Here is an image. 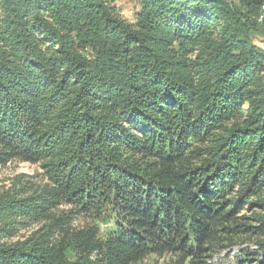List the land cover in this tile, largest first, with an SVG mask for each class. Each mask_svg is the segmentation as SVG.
<instances>
[{
    "label": "trees",
    "instance_id": "1",
    "mask_svg": "<svg viewBox=\"0 0 264 264\" xmlns=\"http://www.w3.org/2000/svg\"><path fill=\"white\" fill-rule=\"evenodd\" d=\"M258 36L264 0H0V166L47 181L0 195V264H264Z\"/></svg>",
    "mask_w": 264,
    "mask_h": 264
},
{
    "label": "rangeland",
    "instance_id": "2",
    "mask_svg": "<svg viewBox=\"0 0 264 264\" xmlns=\"http://www.w3.org/2000/svg\"><path fill=\"white\" fill-rule=\"evenodd\" d=\"M113 3L123 18L130 22L134 21L135 15L140 9V0H113ZM255 45L264 53V36L255 37ZM46 183L44 170L39 164L33 165L16 160L9 162L5 166H0V195L13 189L28 190L31 187L43 186ZM70 210L71 208L63 206L58 209V212H69ZM73 225L76 228H86L88 226L97 225V223L79 212L74 218ZM99 226L102 230L108 229L105 225L101 224ZM38 228L39 226H34L28 231H21L18 237L13 239V242L24 240ZM241 251L245 253L246 251H249V253L258 252V248L256 247L255 241L245 244L242 243L231 252H223L220 257L215 258L214 263L218 264L222 262L223 264H235L237 258L242 254ZM256 263L257 261L253 260V264ZM139 264H179V261L173 255H151Z\"/></svg>",
    "mask_w": 264,
    "mask_h": 264
}]
</instances>
